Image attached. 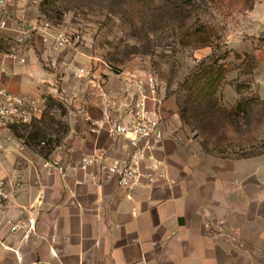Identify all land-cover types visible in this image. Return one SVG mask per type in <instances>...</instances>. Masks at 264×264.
<instances>
[{
	"label": "crops",
	"instance_id": "0c3cea01",
	"mask_svg": "<svg viewBox=\"0 0 264 264\" xmlns=\"http://www.w3.org/2000/svg\"><path fill=\"white\" fill-rule=\"evenodd\" d=\"M3 1L7 13L0 20L7 27L0 33L7 34L20 10ZM245 33L251 48L260 44L264 65V3L246 13ZM39 47L40 57L0 54V84L15 94L42 98L46 92L64 101L68 132L48 155L21 140L4 143L0 180L7 182L8 199L0 200V264H264V156H179L166 131L154 155L169 182L128 193L114 180L93 181L79 168L84 157L111 160L130 150L125 139L93 125L104 119L100 86L118 104L113 117L122 116L121 104L131 99L128 73L99 67L93 82L78 79L80 69L91 68L78 58L58 60L49 42ZM260 94L264 100V77ZM144 96L151 107L147 89ZM59 157L65 174L45 167Z\"/></svg>",
	"mask_w": 264,
	"mask_h": 264
},
{
	"label": "rangeland",
	"instance_id": "374dc122",
	"mask_svg": "<svg viewBox=\"0 0 264 264\" xmlns=\"http://www.w3.org/2000/svg\"><path fill=\"white\" fill-rule=\"evenodd\" d=\"M10 1L20 12H14L12 32L0 33L3 57L13 51L40 57L39 44L49 42L58 60L72 58V64L78 58L91 68L87 81H94L99 67L154 78L165 98L164 130L179 156L231 161L264 156V65L260 44L251 48L245 33L246 13L264 0H249L247 10L235 9L234 0ZM61 34L71 38L65 49L56 47ZM203 39L206 46L190 44ZM61 77L56 75L60 83ZM42 98L43 127L50 126L56 145L63 143L64 101L46 92Z\"/></svg>",
	"mask_w": 264,
	"mask_h": 264
},
{
	"label": "built area",
	"instance_id": "2783aa9c",
	"mask_svg": "<svg viewBox=\"0 0 264 264\" xmlns=\"http://www.w3.org/2000/svg\"><path fill=\"white\" fill-rule=\"evenodd\" d=\"M6 7L0 0V15H5ZM7 27L6 18L0 20V29ZM49 28V25H46ZM56 47L65 49L71 44V38L66 34L57 35ZM18 59L13 51L9 55ZM20 62H24L20 59ZM78 79L90 77V72L80 69L76 73ZM92 80V79H90ZM126 91L131 99L120 106L122 116L114 118L113 110L118 105L115 99L101 86L100 93L104 105V119L94 122V131L107 130L114 139L123 138L129 145V152L119 158L107 160L104 156H86L79 162V168L93 180L104 182L115 181L117 186L132 193L146 187H153L161 181H170L169 174L162 162L156 159L154 152L165 139L164 119L162 109L165 98L160 93L158 82L154 78L143 79L139 75L128 73L125 77ZM146 89L152 106H148L144 96ZM44 100L36 96L15 94L0 84V160L5 142H16L14 128L40 121L45 114ZM128 119V122H126ZM45 147V143L41 144ZM1 164V161H0ZM45 167L65 174L66 169L61 157L45 162ZM8 199L7 182L0 180V200ZM18 226L12 227L16 231Z\"/></svg>",
	"mask_w": 264,
	"mask_h": 264
},
{
	"label": "trees",
	"instance_id": "16d2710c",
	"mask_svg": "<svg viewBox=\"0 0 264 264\" xmlns=\"http://www.w3.org/2000/svg\"><path fill=\"white\" fill-rule=\"evenodd\" d=\"M233 6L235 9H251L249 0H234ZM193 39L197 37V34H194ZM201 38V37H200ZM190 42V41H188ZM192 42V41H191ZM192 46H206L208 44L207 39H203L201 41H195L190 43ZM211 103L210 101H207ZM212 105V104H211ZM45 117L46 114H44L43 118L40 121H33L29 125H23L19 127H15L14 134L17 137L18 140L24 141V144L28 147H33L35 149H39V151L42 154L48 155L51 153L54 148L58 145L55 144V141L53 140V137H51L53 134L49 131L50 126L44 128L43 125L45 123ZM51 133V135H50ZM35 140H39V142H35ZM60 141V140H59ZM45 143V147H42L41 144Z\"/></svg>",
	"mask_w": 264,
	"mask_h": 264
}]
</instances>
